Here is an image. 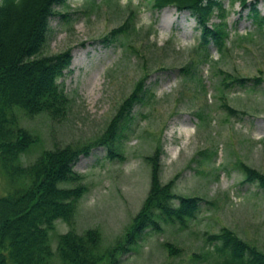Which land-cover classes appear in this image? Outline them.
Segmentation results:
<instances>
[{
  "label": "rangeland",
  "instance_id": "1",
  "mask_svg": "<svg viewBox=\"0 0 264 264\" xmlns=\"http://www.w3.org/2000/svg\"><path fill=\"white\" fill-rule=\"evenodd\" d=\"M218 2L222 11L209 24L222 21L227 36L221 51L208 45L206 60L196 19L174 8L156 11L143 0H67L50 19L43 54L71 51V65L58 80L69 103L59 121L19 115L37 140L22 157L24 165L44 150L99 138L137 84L145 86L114 142L119 157L98 146L73 168L87 187L74 231L96 230L104 248L114 246L147 197L145 158L156 150L161 183L173 182L175 195L200 200L194 219L183 226L158 221L119 264H218L209 238L223 229L264 253V189L247 183L242 170L264 175V1L255 13L250 3ZM126 23L123 33L104 43ZM223 78L251 81L224 87ZM225 105L237 114H228ZM8 185L0 173V195ZM71 227L56 222L54 251L57 235Z\"/></svg>",
  "mask_w": 264,
  "mask_h": 264
},
{
  "label": "trees",
  "instance_id": "2",
  "mask_svg": "<svg viewBox=\"0 0 264 264\" xmlns=\"http://www.w3.org/2000/svg\"><path fill=\"white\" fill-rule=\"evenodd\" d=\"M143 1L150 2L156 11L174 8L194 17L200 30L198 49L202 60L207 59L209 44L222 50L227 36L225 24H209L213 13L222 11L218 0ZM261 1L264 0H235L242 7L250 3L253 13ZM66 3L67 0H0V173L9 183L0 195V264H119L120 257L130 251L146 229L158 228L161 220L183 226L194 219L199 208L198 198L175 195L173 182L161 183L160 152L156 150L145 158L150 166L147 197L114 246L104 248L96 230L77 234L71 227L79 201L87 192L83 177L73 168L81 156H88L98 146L106 148L108 157L118 156L114 142L120 138L133 106L143 99V82L137 84L99 138L82 146L44 150L32 164L22 163V157L37 140L20 125L19 115L30 119L45 115L53 121L66 115L69 100L58 80L71 65V51L43 54L50 19L57 14L55 8ZM127 23L113 31L104 43L123 33ZM259 23L264 25V19ZM248 81L251 80L225 83L223 78L221 84L229 87L234 82L243 85ZM254 83L260 81L256 79ZM224 108L230 115L237 114L227 105ZM242 170L247 183L264 189V175L245 166ZM57 221L71 229L57 235L54 251L50 236ZM209 241L214 243L218 264H264V253L226 229Z\"/></svg>",
  "mask_w": 264,
  "mask_h": 264
}]
</instances>
